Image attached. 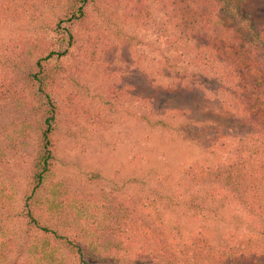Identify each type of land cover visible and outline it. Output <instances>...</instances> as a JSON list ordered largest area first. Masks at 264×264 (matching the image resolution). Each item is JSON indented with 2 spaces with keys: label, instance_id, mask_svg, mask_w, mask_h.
I'll list each match as a JSON object with an SVG mask.
<instances>
[{
  "label": "trees",
  "instance_id": "1",
  "mask_svg": "<svg viewBox=\"0 0 264 264\" xmlns=\"http://www.w3.org/2000/svg\"><path fill=\"white\" fill-rule=\"evenodd\" d=\"M154 14L157 33L215 82L211 98L183 105L202 88L195 74L120 59L140 43L127 29L150 28ZM204 115L239 126L223 161L133 177L119 195L74 188L61 139L85 154L84 137L133 124L146 143H189V130L214 125ZM15 161L27 168L19 204L5 177ZM78 175L87 188L105 180L102 169ZM233 203L255 235L209 237ZM0 264H264V0H0Z\"/></svg>",
  "mask_w": 264,
  "mask_h": 264
},
{
  "label": "rangeland",
  "instance_id": "2",
  "mask_svg": "<svg viewBox=\"0 0 264 264\" xmlns=\"http://www.w3.org/2000/svg\"><path fill=\"white\" fill-rule=\"evenodd\" d=\"M153 19L150 28L129 27L127 29L128 33H134L138 37L140 43L127 44L120 52V59L124 63H137L141 69L151 74L160 68L167 72L170 66L174 67L179 74H183V72L195 74L197 78H200L202 88L181 100L183 105L192 102L201 103L203 96L211 98V92L216 88L215 82L203 78L196 68L188 64L185 60L186 48L183 45H173L169 38H164L157 33L156 24L159 20L155 14ZM27 24L29 26L28 22ZM70 63L71 58L66 60L64 65ZM167 100L169 98H163L161 103ZM169 102L171 105L183 106L178 99ZM203 117L213 119L214 125L208 123L203 128L189 130L187 132L191 139L189 143L179 141L170 143L167 137L162 134H157L153 142L146 143L143 140V133L133 124L112 128L104 133L103 140H97L92 144L88 143V138L84 137L80 141L89 148L85 154L80 153L78 146L74 145L73 139H61L59 142L61 155L65 157L69 154V162H72L68 169L71 171V182H73L74 188L85 190V194H97L100 188L108 192L113 188L115 194L119 195L121 182L133 177L147 176L150 178L153 174H158L160 177L170 174L175 177L190 165L201 164L204 161L213 163L223 161L227 156V150L232 148V152L233 145L241 136L239 126H233L229 120L223 117L211 115ZM77 141L79 142V140ZM207 149L211 151L209 152ZM11 165V169L5 174V177L12 186L11 194L13 202H16L19 199L20 190L25 184L27 168L18 161ZM98 169H102L105 180L99 187L87 188L88 186L78 174ZM132 189L133 187H129L130 191ZM17 203L19 204V200ZM209 222L206 231L208 236L222 238L231 244H238L240 240L253 237L256 233L255 228L257 229L256 223L234 203L230 205L229 210L222 213L220 219ZM199 227H201V221L195 219L183 223L181 232L193 234L198 231ZM130 257L136 260L140 259L136 253L131 254Z\"/></svg>",
  "mask_w": 264,
  "mask_h": 264
}]
</instances>
